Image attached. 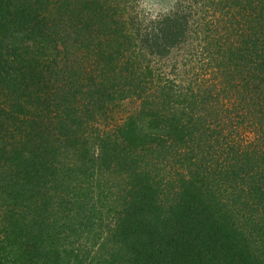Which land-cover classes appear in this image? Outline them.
<instances>
[{"label":"trees","instance_id":"trees-1","mask_svg":"<svg viewBox=\"0 0 264 264\" xmlns=\"http://www.w3.org/2000/svg\"><path fill=\"white\" fill-rule=\"evenodd\" d=\"M190 1L0 0V264H264V0Z\"/></svg>","mask_w":264,"mask_h":264},{"label":"clouds","instance_id":"clouds-1","mask_svg":"<svg viewBox=\"0 0 264 264\" xmlns=\"http://www.w3.org/2000/svg\"><path fill=\"white\" fill-rule=\"evenodd\" d=\"M177 0H135V11L144 25L160 20L175 11Z\"/></svg>","mask_w":264,"mask_h":264},{"label":"rangeland","instance_id":"rangeland-1","mask_svg":"<svg viewBox=\"0 0 264 264\" xmlns=\"http://www.w3.org/2000/svg\"><path fill=\"white\" fill-rule=\"evenodd\" d=\"M188 5L192 6V3L190 0H177L175 7L182 9ZM189 44L190 43L186 41V43H182V45L179 47V49L171 50V52L169 54V59H178L182 54L184 55L186 52L187 53L192 52ZM135 107H136V105L133 101L125 100L121 104L120 108H118V109L115 108L114 110H112V112L109 113V116L106 118V121L113 122L114 120H117V118L124 117L128 113H130ZM94 174H95V171H94ZM101 237H103V236H101ZM94 247L96 248L95 245H94ZM75 248H76V244H75ZM85 248L87 250L86 244H85ZM95 251H96V249L91 250V253H94Z\"/></svg>","mask_w":264,"mask_h":264}]
</instances>
